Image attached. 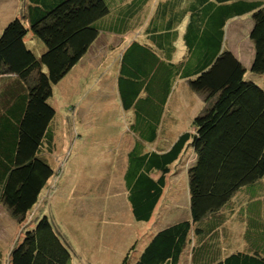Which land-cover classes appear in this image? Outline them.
<instances>
[{"label": "trees", "instance_id": "1", "mask_svg": "<svg viewBox=\"0 0 264 264\" xmlns=\"http://www.w3.org/2000/svg\"><path fill=\"white\" fill-rule=\"evenodd\" d=\"M151 1L26 0L23 15L2 29L0 206L30 221L5 261L0 247V264H76L66 226L31 216L56 173L51 157L62 125L54 87L103 34L122 39L114 73L130 139L117 177L135 220L154 225L121 264H264V85L252 78L264 73V0ZM111 12L113 25L99 26ZM243 16L252 23L249 65L227 41ZM34 36L45 46L41 55L28 44ZM183 85L203 96L205 109L173 134V105L190 94ZM181 162L189 216L161 215Z\"/></svg>", "mask_w": 264, "mask_h": 264}, {"label": "rangeland", "instance_id": "2", "mask_svg": "<svg viewBox=\"0 0 264 264\" xmlns=\"http://www.w3.org/2000/svg\"><path fill=\"white\" fill-rule=\"evenodd\" d=\"M156 1L151 3L155 5ZM25 2L0 0V34L8 20L16 16L15 11L17 15H23ZM112 17L111 12L103 20L100 19L98 25L112 26ZM246 18L243 16L232 22L227 41L228 46L248 64L253 54L249 53L251 39L248 36L249 20ZM32 43L36 54L41 55L45 50L43 41L34 36L28 39L30 46ZM116 48V43L108 34H103L89 54L56 86L51 99L57 112L56 121L62 125V129L58 130L61 137L57 152L51 157L56 173L49 180L42 201L30 215L33 218L37 214L34 218L38 219L48 214L66 226L74 244L76 264H121L127 252H131L136 237L139 236L138 248L154 228L151 222L135 220L126 190L122 191L123 183H119L117 177L119 158H125L126 142L130 136L127 132L129 119L120 108L113 82L109 84L118 67ZM100 57H108L106 64L98 65ZM252 78L264 85V73L252 74ZM3 83L0 82V86ZM183 87V92L190 94L173 105V134L188 128L192 118L205 109L203 96L190 92L191 89L185 85ZM73 101L76 103L72 105ZM181 165V173L173 180L174 185L168 188L171 193L169 201L172 202L163 215L180 211L189 216V175L186 162H181ZM242 197H245L242 208L248 211L253 203L248 201V196ZM176 201L178 207H174ZM28 218L27 224L30 221ZM26 221L21 222L13 216L7 206H0V247L5 255L4 261ZM56 221L54 223L58 225ZM261 224H264V215ZM235 228L238 229L237 226ZM261 235L260 242L263 241Z\"/></svg>", "mask_w": 264, "mask_h": 264}, {"label": "crops", "instance_id": "3", "mask_svg": "<svg viewBox=\"0 0 264 264\" xmlns=\"http://www.w3.org/2000/svg\"><path fill=\"white\" fill-rule=\"evenodd\" d=\"M14 13H16L15 15L18 14V12H16V11H15ZM14 13H13V14H14ZM13 14H12V15H13ZM9 18H10V17H9ZM11 18H12V17H11ZM11 18H10V19H11ZM10 19H9V20H10ZM9 20H8V21H9ZM248 20H249V28H248V29H250L252 23H251V19H248ZM239 24H240V23H239ZM0 26H2V24H1ZM237 26H238V25H237ZM3 28H4V27H3ZM3 28H2V29H3ZM1 31H2V30H1ZM228 34H229V31H228L227 35H228ZM108 36L110 37L111 40H113V41L116 43L117 47H118V45H120V43L122 42V39H121L119 36L115 35V34L108 35ZM125 37H126L128 40L130 39V37H128V36H125ZM97 41H98V40H97ZM33 44H34V43H33ZM250 45H251V44H250ZM116 49H117V48H116ZM91 50H92V49H91ZM91 50H90V51H91ZM231 50H232V49H231ZM249 50H250L249 53H252V54H253V49H252L251 46H250ZM90 51H89V52H90ZM232 51H233L236 55H238V53H236L235 50H232ZM89 52H88V54H89ZM84 58H85V56L82 58V60H83ZM251 58H252V57H250V61H251ZM105 59H106V58H105ZM82 60H81V61H82ZM97 61H99V64H98V65H100V64L102 65V63H103V62H102V57H100ZM250 61H249V62H250ZM108 67H109V66H108ZM73 69H74V68H73ZM73 69H72V70H73ZM72 70H71V71H72ZM71 71H70V72H71ZM70 72H69V73H70ZM113 75H114V79H113V81H109V84L113 82V83H112V84H113V87L115 86V88H116L117 77H116V74H115L114 72H113ZM56 86H57V85H56ZM56 86L54 87V90H55ZM116 90H117V88H116ZM78 102H79V101H78ZM109 124H111V122H110ZM112 127H113V126H112ZM125 132H126V131H125ZM170 133H171V130H170ZM54 153H56V151H54ZM119 162H120V161H119ZM180 173H181L180 170H179L178 172H175V173L171 176V181L173 182V180L176 179ZM171 185H174V184L172 183ZM171 185H170V186H171ZM170 194H171V193H170ZM169 196H170V195H169ZM168 202H172L171 200L169 201V197H168ZM176 202H177V201H176ZM176 202H175V203H176ZM165 210H167V209L162 210L161 215L164 214V211H165ZM166 215H168V214H166ZM165 218H166V217H165Z\"/></svg>", "mask_w": 264, "mask_h": 264}, {"label": "clouds", "instance_id": "4", "mask_svg": "<svg viewBox=\"0 0 264 264\" xmlns=\"http://www.w3.org/2000/svg\"><path fill=\"white\" fill-rule=\"evenodd\" d=\"M248 28H249V27H248ZM249 31H250V29H248V33H249ZM250 44H251V43H250ZM229 48H230V47H229ZM230 49H231V48H230ZM231 51H232V50H231ZM253 53H254V52H253ZM237 56L239 57V55H237ZM239 58H240V57H239ZM252 58H253V55H252ZM252 58H251V61H252ZM240 59H241V58H240ZM81 60H82V59H81ZM81 60H80V61H81ZM241 60H242V59H241ZM243 61H245V60H243ZM251 61H250V62L248 61V65L251 64ZM246 62H247V61H246ZM198 114H199V113H198Z\"/></svg>", "mask_w": 264, "mask_h": 264}]
</instances>
